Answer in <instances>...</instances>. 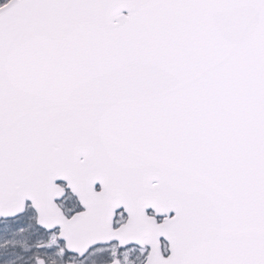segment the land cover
Masks as SVG:
<instances>
[{"label": "snow or ice", "instance_id": "obj_1", "mask_svg": "<svg viewBox=\"0 0 264 264\" xmlns=\"http://www.w3.org/2000/svg\"><path fill=\"white\" fill-rule=\"evenodd\" d=\"M0 264H264V0H0Z\"/></svg>", "mask_w": 264, "mask_h": 264}]
</instances>
